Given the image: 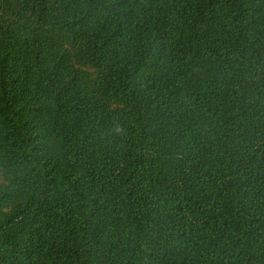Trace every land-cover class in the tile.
I'll use <instances>...</instances> for the list:
<instances>
[{
  "label": "trees",
  "instance_id": "16d2710c",
  "mask_svg": "<svg viewBox=\"0 0 264 264\" xmlns=\"http://www.w3.org/2000/svg\"><path fill=\"white\" fill-rule=\"evenodd\" d=\"M0 264H264V0H0Z\"/></svg>",
  "mask_w": 264,
  "mask_h": 264
}]
</instances>
